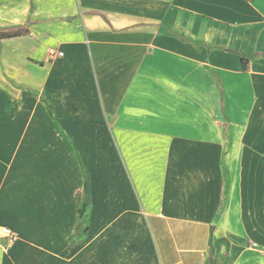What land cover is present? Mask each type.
Returning <instances> with one entry per match:
<instances>
[{
    "label": "crops",
    "instance_id": "obj_1",
    "mask_svg": "<svg viewBox=\"0 0 264 264\" xmlns=\"http://www.w3.org/2000/svg\"><path fill=\"white\" fill-rule=\"evenodd\" d=\"M17 25L0 264H264V0H0Z\"/></svg>",
    "mask_w": 264,
    "mask_h": 264
},
{
    "label": "trees",
    "instance_id": "obj_2",
    "mask_svg": "<svg viewBox=\"0 0 264 264\" xmlns=\"http://www.w3.org/2000/svg\"><path fill=\"white\" fill-rule=\"evenodd\" d=\"M28 33V29L26 27H24L23 25H17V26H10V27H0V39L1 38H6V37H13V36H17V35H22V34H27ZM258 56V53H254V54H250V55H242L241 56V60H242V64H243V68L245 67L246 63H247V58L248 57H255ZM87 190L86 186H85V191ZM80 213V218H79V224L77 227L80 226V221L82 219V215H83V211L82 209L79 211ZM87 227L84 228V232H86Z\"/></svg>",
    "mask_w": 264,
    "mask_h": 264
},
{
    "label": "built area",
    "instance_id": "obj_3",
    "mask_svg": "<svg viewBox=\"0 0 264 264\" xmlns=\"http://www.w3.org/2000/svg\"><path fill=\"white\" fill-rule=\"evenodd\" d=\"M61 55V53H59ZM17 239V233L8 226L0 224V245L5 248L10 247Z\"/></svg>",
    "mask_w": 264,
    "mask_h": 264
},
{
    "label": "rangeland",
    "instance_id": "obj_4",
    "mask_svg": "<svg viewBox=\"0 0 264 264\" xmlns=\"http://www.w3.org/2000/svg\"><path fill=\"white\" fill-rule=\"evenodd\" d=\"M0 49H1V46H0ZM1 51V50H0Z\"/></svg>",
    "mask_w": 264,
    "mask_h": 264
}]
</instances>
